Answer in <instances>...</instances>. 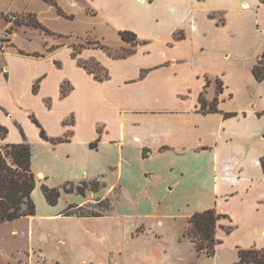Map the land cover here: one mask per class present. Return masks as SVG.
I'll return each mask as SVG.
<instances>
[{"label": "crops", "instance_id": "1", "mask_svg": "<svg viewBox=\"0 0 264 264\" xmlns=\"http://www.w3.org/2000/svg\"><path fill=\"white\" fill-rule=\"evenodd\" d=\"M56 3L74 19H93L94 40L109 50L85 45L93 31L75 34L45 0H9L0 14L21 18L6 19L0 32L8 45L0 54V126L7 130L0 148L29 143L37 180L36 215L0 224V264H110L117 209L101 217L65 211L113 200L121 186L139 216H159L155 204L163 205L188 227L194 214L215 209L223 215L218 248L264 249V81L253 75L264 52V3ZM30 17L50 33L29 25ZM124 31L135 40H123ZM212 105L216 111H208ZM84 180L102 188L84 196L61 189L55 206L42 190Z\"/></svg>", "mask_w": 264, "mask_h": 264}, {"label": "rangeland", "instance_id": "2", "mask_svg": "<svg viewBox=\"0 0 264 264\" xmlns=\"http://www.w3.org/2000/svg\"><path fill=\"white\" fill-rule=\"evenodd\" d=\"M8 6L9 0H0V14ZM54 6L58 8L57 15L65 19L64 23L68 24L67 27L73 29L76 32L75 34L79 33L78 35L85 38L87 30L93 31V34L89 33L93 37L88 38L85 45L105 47L94 40L95 36H100V34L93 28V19L87 18L81 13H79L78 18L74 19V17L63 13L57 3ZM59 8L62 14L59 13ZM9 15L4 16L5 20L0 19V32L8 24L6 19L8 20ZM53 21L52 19L50 21L52 26L59 29L65 28L62 27L61 22L55 21L53 23ZM45 28L48 30L46 33H50L49 28ZM22 37H24L23 34ZM22 37H19V39ZM107 41L113 43L114 40L109 37ZM107 49L109 50V48ZM110 52L113 56H124L129 51L110 50ZM1 148L6 150V146ZM98 184L103 185L102 182L96 180H84L79 183H67L65 188L68 190L86 188L87 195ZM125 191L126 188L121 186L116 189L115 199L106 198L100 204L84 207L87 214L95 213L101 216H112L114 206L117 209V214L120 215L119 219L116 220L118 223L116 230L109 232L110 234L107 237L113 245L115 244V248H118V251L113 254V259L110 258V264H115V262L116 264H238V252L229 246L217 248L216 254L213 256L197 252L195 244L187 236V221L168 217L167 210L163 205L155 204L159 208V216L150 218V216H146L145 211L141 213V216L137 215L134 212L137 210L136 205L123 197ZM74 212H77V210L75 209Z\"/></svg>", "mask_w": 264, "mask_h": 264}, {"label": "trees", "instance_id": "3", "mask_svg": "<svg viewBox=\"0 0 264 264\" xmlns=\"http://www.w3.org/2000/svg\"><path fill=\"white\" fill-rule=\"evenodd\" d=\"M56 5V0H45ZM264 3V0H260ZM59 13L62 11L59 8ZM29 19V25L47 32L48 30L33 18ZM9 32V31H8ZM123 40L132 42L135 35L128 31L120 33ZM105 48V47H102ZM106 50H108L106 48ZM83 66L91 73H95L98 80L102 81L107 78V74L98 73V67L91 66L89 63H83ZM253 75L258 82L264 81V52L253 68ZM65 93V90L63 91ZM202 109L206 110V104L201 99ZM208 111H216L212 105ZM7 130L0 126V137L4 138ZM42 136L48 139L45 131ZM264 169V158L261 160ZM32 164V146L27 143L8 144L6 150L0 148V224L15 221L22 217L34 216L37 213V206L33 199V192L37 186V180L31 169ZM101 185H97L92 191L101 189ZM61 189L66 193H76L77 195H86V188H78L76 190L66 189L63 187L50 188L43 186L42 190L46 200L50 205H57L61 196ZM77 212H74V210ZM65 216L77 217H100L95 213H85L84 207L77 205H69L65 211ZM223 215L217 213L215 209H209L194 214L188 219L187 236L195 244L199 253H205L207 256L216 254L217 248L222 241L217 239V229L219 220ZM232 228L227 229V233H231ZM238 264H264V249L252 247L249 249H238Z\"/></svg>", "mask_w": 264, "mask_h": 264}, {"label": "built area", "instance_id": "4", "mask_svg": "<svg viewBox=\"0 0 264 264\" xmlns=\"http://www.w3.org/2000/svg\"><path fill=\"white\" fill-rule=\"evenodd\" d=\"M20 20H21V18L16 14H10L8 16V21L10 23H15V22H18ZM7 47H8V45H7V42L5 41V39L3 37H0V54L3 53Z\"/></svg>", "mask_w": 264, "mask_h": 264}]
</instances>
